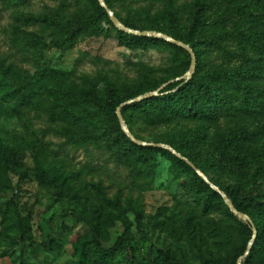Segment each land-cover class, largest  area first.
I'll return each mask as SVG.
<instances>
[{
    "label": "trees",
    "instance_id": "1",
    "mask_svg": "<svg viewBox=\"0 0 264 264\" xmlns=\"http://www.w3.org/2000/svg\"><path fill=\"white\" fill-rule=\"evenodd\" d=\"M9 1L17 4L26 0ZM102 1L109 11L114 5L127 4L124 17L115 11L112 13L124 27L134 31H156L188 45L196 59L191 79H179L191 65L190 56L184 49L161 39L137 37L118 30L98 1L92 0L93 12L88 17L80 13L72 19L44 14L35 19L42 35L28 36L24 46L33 50L37 70L22 86L32 91L47 92L54 110L53 118L63 124L67 144L78 148L101 144L111 160L126 165L138 176L153 175L158 164L157 157L161 155L170 162L169 172L172 175L180 177L190 172L193 178L185 188L195 199L198 198L204 212L220 207L224 219L235 224L228 227V231L214 225L211 230H206V236L201 229H197L196 216L192 211H184L183 217L179 212L172 211V230H176L175 223H182L173 243L175 250L160 252L153 264H196L195 261L198 264H238L252 240L249 253L241 264H264V189L258 182L259 178L264 179V122L261 127L256 125L254 131L241 126H217L212 136L206 131L197 133V137L206 141L213 150L217 167L238 177H248L249 190L243 189L240 184L218 187L238 213L249 217L251 223L245 225L231 213L222 197L195 175L184 161L167 150L133 143L121 130L116 116L121 104L162 85L165 86L158 96L120 109L121 117L133 136L132 126L137 118L151 123L189 120L218 124L222 119L264 116V0H191L184 7L177 6L176 0ZM146 2L161 3V11L152 17L148 8L132 11L131 4ZM99 22L105 23L108 31L116 35L119 44L131 50L153 48L168 52L170 62L181 72L170 70V77L156 82L140 73L133 84L122 85H115L100 76L98 81L84 76V86L75 87L63 84L64 74L39 65L44 58V50L52 47L61 51L71 49L83 34L102 31ZM211 56H215L218 62H207ZM98 82L102 83V87ZM17 92L16 83H12L8 75H3L0 78V101L10 100ZM168 145L173 147L172 143ZM17 162L18 157L11 149L0 146V165L11 166ZM34 162L37 180L53 186L57 194L65 188H72L76 176L66 172L61 164H49L37 154ZM0 185L10 188L7 179L0 178ZM213 185L217 187L216 183ZM82 188L93 194L97 201L119 207V199H108L100 184L82 183ZM133 203L128 201L130 207H134ZM100 219L94 213L83 219L88 230L83 250L96 257L92 264H105L106 259L114 258L129 244V238L124 234L111 247H104L101 241L112 226L113 217ZM8 226L9 230L0 234L6 245L21 246L23 250L33 245L47 248L46 244H37L32 240L29 223L14 201ZM253 228L256 230L254 239ZM235 233L240 236L238 245L233 238ZM209 241L216 249L224 246L226 253H209L206 250ZM205 252L208 253L205 255Z\"/></svg>",
    "mask_w": 264,
    "mask_h": 264
},
{
    "label": "rangeland",
    "instance_id": "2",
    "mask_svg": "<svg viewBox=\"0 0 264 264\" xmlns=\"http://www.w3.org/2000/svg\"><path fill=\"white\" fill-rule=\"evenodd\" d=\"M190 1L176 0V5L184 7ZM126 7L127 4L114 5L110 11L124 17ZM91 8L92 0H26L17 4L0 0V78L6 74L18 86L16 96L6 102L0 101V146L11 149L18 157L17 164L0 165V178L7 179L10 184L8 189L0 185V234L9 230L10 209L14 201L29 223L32 240L47 245V248L33 245L23 250L21 246L6 245L0 237V264H92L96 257L83 250V244L88 240L83 219L93 213L100 220L113 217L112 226L101 241L104 247H111L124 234L129 238V244L114 258L106 259L105 264H153L160 252L174 251L173 243L182 223H175L176 230H172V211L179 212L181 217L184 211H192L196 216L197 229H201L206 236V230H211L214 225L225 231L235 225L224 219L220 207L204 212L198 198L195 199L185 188L193 178L190 172L180 177L172 175L169 172L170 162L161 155L157 157L158 164L153 175L138 176L126 165L111 160L101 144L85 148L67 144L63 124L53 118L54 110L47 92L32 91L22 86L37 70L33 50L24 46L28 36L42 35L35 19L44 14L72 19L80 13L88 17L93 12ZM144 8L149 9L152 17L161 11L162 6L161 3L149 2L131 4L132 11ZM99 23L102 31L83 34L69 50L61 51L54 47L44 50V58L39 65L64 74L63 84L75 87L84 86V76L94 81H98L100 76L115 85H122L133 84L140 73L156 82L170 77V70L181 72L170 62L168 52L153 48L131 50L119 44L116 35L108 31L105 23ZM44 37L49 41L47 36ZM207 62H218V59L211 56ZM98 85L102 87L101 82ZM263 122L264 116L222 119L218 124L189 120L151 123L137 118L132 126L136 138L132 136L146 145L170 147L168 143H172L170 148L202 172L211 184L216 183L217 188L240 184L243 189L249 190L248 177H238L217 167L213 150L206 141L197 137V133L206 131L212 136L217 126H241L254 131L255 126L261 127ZM36 154L44 157L49 164H61L66 172L76 176L72 188H65L57 194L53 186L37 180ZM258 182L264 189V179L259 178ZM82 183L100 184L108 199H119V207L97 201L93 194L84 191ZM129 200L134 202V207L129 206ZM237 219L245 225L249 223L246 219ZM233 238L238 245L239 234L235 233ZM214 247L209 241L206 250L212 255L226 253L224 246ZM195 263L198 264L197 261Z\"/></svg>",
    "mask_w": 264,
    "mask_h": 264
},
{
    "label": "water",
    "instance_id": "3",
    "mask_svg": "<svg viewBox=\"0 0 264 264\" xmlns=\"http://www.w3.org/2000/svg\"><path fill=\"white\" fill-rule=\"evenodd\" d=\"M99 5L104 9V11L108 14L109 18H110V21L111 23L113 24V26H115L116 28H118L119 30L121 31H124L128 34H131V35H134V36H137V37H148V38H157V39H161V40H164L168 43H171V44H174L176 46H179L180 48L184 49L190 56V59H191V66H190V69L189 71L186 73V75L184 77H182L181 79H186V80H189L191 79L194 71H195V66H196V62H195V57H194V54L191 50V48L180 42V41H176V40H173L171 38H169L168 36L166 35H163V34H160V33H157V32H153V31H134V30H131V29H128L126 27H124L120 22L119 20L113 16V14L111 13V11H109V9L107 8V6L104 4V2L102 0H97ZM178 80V79H177ZM163 89V87H161L159 90L153 92V93H149V94H146V95H142L140 97H137L135 99H132L126 103H123L119 106V108L117 109V118H118V122H119V125L121 127V130L125 133V135L135 144L139 145V146H150V147H159V148H164L166 149L167 151L171 152L172 154H174L176 157H178L180 160L184 161L187 165H189L194 171L195 173L206 183L209 185V187L214 190L216 193H218L223 201L225 202V204L228 206L229 210L231 211V213H233L235 216L239 217V218H242V219H246L249 223L250 220L249 218L244 215V214H241V213H238L234 207L232 206L231 202L227 199V197L216 187L214 186L213 184H211L209 182V180L207 179V177L202 173L200 172L199 170H197L187 159H185L184 157H182L180 154L176 153L174 150H172L170 147L168 146H162V145H146L145 143H142L140 141H137L133 136L132 134L130 133V131L128 130V128L126 127L122 117H121V114H120V109L124 106H127V105H130V104H133V103H137V102H140V101H143L145 99H149L151 97H155V96H158L159 92ZM256 236V230L253 228V239L255 238ZM253 244V240L250 241L249 245H248V248H247V251L245 253V255L241 258H239L238 260V264H241V261L243 260V258L249 253V250L251 248Z\"/></svg>",
    "mask_w": 264,
    "mask_h": 264
}]
</instances>
